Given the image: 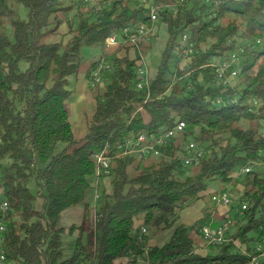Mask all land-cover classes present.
Returning <instances> with one entry per match:
<instances>
[{
	"label": "trees",
	"instance_id": "trees-1",
	"mask_svg": "<svg viewBox=\"0 0 264 264\" xmlns=\"http://www.w3.org/2000/svg\"><path fill=\"white\" fill-rule=\"evenodd\" d=\"M149 2L158 8L156 24L165 28L167 41L156 74L139 89V63L150 40L133 44L126 37L111 52L106 40L122 37L127 28L152 27L151 9L141 0H0V186L11 205L9 264H115L124 258L126 264H249L264 244V0ZM18 6L29 9L27 21ZM85 7L88 12H81ZM184 36L193 45L187 60ZM93 46L103 54L89 80L103 58L109 69L101 71L104 90L89 87L96 111L79 140L68 105L69 77L80 73L82 48ZM239 51V64L232 66L240 70L238 81L221 80V63ZM242 121L250 126L243 129ZM179 123L185 124L181 137L156 146L158 157L126 153L127 141L141 134L158 137ZM192 142L204 156L186 166L185 148ZM100 153L111 158L108 176L97 177ZM245 168L250 171L242 173ZM33 175L37 195L29 188ZM214 181L218 191L229 185L242 189L233 211L236 231L216 247V255H207L195 233L202 237L212 220L213 194L206 193ZM96 191L95 210L85 213L91 222L69 228L77 236L76 252L62 262V215ZM201 200L203 217L193 225L181 223L182 213ZM141 216L150 232L173 229L170 241L149 246L145 236L138 243Z\"/></svg>",
	"mask_w": 264,
	"mask_h": 264
},
{
	"label": "built area",
	"instance_id": "built-area-1",
	"mask_svg": "<svg viewBox=\"0 0 264 264\" xmlns=\"http://www.w3.org/2000/svg\"><path fill=\"white\" fill-rule=\"evenodd\" d=\"M146 7L151 9V21L157 20L158 8L147 3L148 0H141ZM130 33V35H129ZM153 32H149V28L145 25L140 26L135 31L133 29L127 28L124 30L122 37L118 35H113L106 40V48L111 51L115 46L121 45L125 42L126 37H128L127 42L133 44H138V41L148 39ZM183 43L185 45V50L182 51V55L188 59V56L193 49V45L188 42V37H183ZM239 51L233 53L229 56L227 61L221 63V67L217 70L218 77L225 82L235 79L239 74V68L234 69L232 66L239 64ZM186 60H183L185 64ZM103 69H109V65L106 58H103L100 62L99 68L90 74V85L92 87H97L103 83L101 71ZM138 77L140 82L138 83V88L143 89L150 83V72L144 63V57L142 62L139 63ZM228 73V74H227ZM142 111V108H139ZM185 129L184 123H179L173 130L164 133L158 137L151 135H139L136 141H127L125 146L126 153H141L142 155H153L154 157L159 156V152L156 151V146H165L167 142L177 136L181 137ZM181 142V141H180ZM177 144V143H176ZM109 145H107L108 147ZM186 151L188 156L184 159L186 166H192L194 163H198L203 159L204 151L196 143L192 142L186 146ZM132 151V152H131ZM95 159L98 165L97 177L102 174L110 175L111 168V158L106 157L104 153L96 154ZM249 168H245L242 173L249 172ZM99 199V192L96 191L94 196V204ZM8 198L4 197V188L0 186V264H9L8 257L5 250V232L7 230V225L10 222L11 213H7ZM232 204V199L228 191H217L212 195L211 207L217 209L222 207H230ZM95 209V207H94ZM247 209L246 205H243L242 211ZM230 217L218 222L214 227H205L202 231V238L205 244L212 247H219L225 244L228 240V234L233 224V215L230 213ZM148 235V229L146 227H140V233L138 234V243H143L144 237ZM264 242V240H263ZM249 264H264V244H258L255 248L253 254L251 255V260Z\"/></svg>",
	"mask_w": 264,
	"mask_h": 264
},
{
	"label": "rangeland",
	"instance_id": "rangeland-1",
	"mask_svg": "<svg viewBox=\"0 0 264 264\" xmlns=\"http://www.w3.org/2000/svg\"><path fill=\"white\" fill-rule=\"evenodd\" d=\"M112 0H109V2H111ZM133 2V1H132ZM149 5H152V3L150 2ZM19 10L20 13V17L22 20L27 21L29 19V9L25 8L24 6H18L17 8ZM89 8L85 7L81 9V12H88ZM76 13V11H75ZM5 26H6V31L7 34L12 37V28L9 22H5ZM61 32L62 35H66L65 36V41L69 40V36H67V32L68 29L66 27V24H64L61 27ZM56 40L58 38H55ZM147 40H150V44H151V48L147 51L145 57H144V63L146 65V67L148 68L149 72H150V77L154 76L158 70V67L160 66L161 62H162V58H163V53L165 51V47H166V41H167V34H166V30L165 28L159 24H155V31L153 32L152 35L149 36V38ZM102 48L100 46H93V47H83L81 54H82V62L84 63L86 61V63L91 62L92 60L94 61L95 59H97L98 57L100 58L102 53ZM145 50V48H144ZM143 50V51H144ZM98 58V59H99ZM85 59V60H84ZM172 67L175 65L174 61L171 62ZM184 63L181 64V69L184 68ZM28 67V64L26 62H23L20 64V68L22 71L26 70ZM81 76V75H80ZM69 79H71V81H74V83L72 85L68 86V89L72 92V97L71 99L68 101V105L70 108V111L72 112V101H74V99L76 98V75H73L71 77H69ZM81 80H85V75L81 76ZM237 78L233 81V83L237 82ZM100 90H104L106 88V84H104V82L101 85H98ZM97 86V87H98ZM143 108H142V113H143ZM85 117V116H84ZM88 119L89 124L91 123L92 117L89 114L88 115ZM76 116L74 117L72 115L71 117V122L74 126V134L76 139H81L82 138V134L80 133V130L76 127ZM241 127L243 129H247L250 126V122L248 121H242L240 123ZM182 139H180L181 141ZM192 140V139H189ZM188 144V143H187ZM65 145L61 144L58 148V152L62 151L64 149ZM132 152V151H131ZM155 158V157H153ZM194 173L196 172V170L194 169H190V172L188 173ZM105 183V186L110 187V180L109 179H104L103 181ZM217 183L214 181L212 182V184L210 185V192H208L207 194V198H209V196H211V194L216 193L217 190ZM213 187H215L216 189H213ZM29 188L31 190V192L34 195H37L38 193V181L36 179V175H33V177L31 178L30 182H29ZM235 189V187H233L232 185L227 186V189H229V193H231V199H232V204L229 208V210L227 209V207H222V208H213L212 209V220L209 224V226L214 227L215 225L218 224V222L230 217V213L232 215H234L233 211H235V207H237V201L238 199H236L237 195V191L241 190L242 187L237 186V188ZM220 190V189H219ZM222 191V190H220ZM100 194V193H99ZM95 194L91 193L88 195L87 197V201L84 204H81L75 208L69 209L66 212L63 213L61 221H60V228H64L65 232L62 234V247H61V251H62V262L69 260L70 258L73 257V255L76 252V245H77V236L76 235H71L69 233V228L71 226H80L81 224L85 223V225L88 226L89 222H91L90 217H86L85 213L88 209L92 208V211H94V207L91 205L92 204V200L94 199ZM205 202V201H204ZM89 204V205H87ZM43 205V200L42 198L38 197L37 201H36V208L37 209H41ZM201 203L200 201L197 202L192 208L186 209L183 213H182V218H181V223H186V221L190 218L191 215L195 214L194 212H201L202 214V207L204 205H202L201 207ZM209 207L211 208V201H209ZM90 206V207H89ZM92 206V207H91ZM190 211V212H189ZM193 213V214H192ZM203 217V215L200 217V219ZM139 220L143 219V216L137 218ZM199 219V220H200ZM192 222V220L190 221V223ZM197 222V221H196ZM86 226V227H87ZM141 227H144L143 224L141 225ZM236 231V228H232L230 229L229 232L234 233ZM174 233V230H167V231H163V232H156V231H148V235L147 237H149V246H164L165 244H167L172 235ZM230 233L228 234V238L231 235ZM195 236L199 242V246L203 249V251L207 254V255H216L218 253V249L216 247H212L209 246L207 244H205V241L203 240L202 237H198L199 234L195 233ZM250 236L255 237L256 235L254 233H252ZM205 248V249H204ZM245 249V248H244ZM142 258H140V263H141ZM127 263V259H121L118 260L115 264H126ZM86 264H90V263H86Z\"/></svg>",
	"mask_w": 264,
	"mask_h": 264
},
{
	"label": "crops",
	"instance_id": "crops-1",
	"mask_svg": "<svg viewBox=\"0 0 264 264\" xmlns=\"http://www.w3.org/2000/svg\"><path fill=\"white\" fill-rule=\"evenodd\" d=\"M111 51H113V50H111ZM98 58L95 59L94 61L92 60L91 62H88V63H86V61L84 63L82 62L81 67H80V73L76 75V91H77V93H76V98L74 99V101H72L71 117H72V115L74 117L76 116V119H77L76 127L80 130V133L83 135L82 137H84L86 135L87 129L89 126L90 120L88 119V115L90 114L91 117L93 118V115L96 111V100L92 96V93H91L90 88H89L90 87L89 73L91 71L92 64L94 62H96L98 60ZM80 75L81 76L85 75L84 81L81 80ZM73 83H74V81H71V79H69V85H72ZM143 117H144V120L146 122H150L151 119L146 112H143ZM213 189H216V188L213 187ZM210 191H212V190H210ZM206 194H208V193H206ZM200 203L202 205H205L204 200H201ZM202 205H201V207H202ZM194 213L195 214L192 213L193 215H191L190 218L186 221V223H185L186 225H193L202 216L201 212H199V213L194 212ZM191 220H192V222L190 223ZM143 223H144L143 219L142 220L137 219L136 220V228H140Z\"/></svg>",
	"mask_w": 264,
	"mask_h": 264
},
{
	"label": "bare ground",
	"instance_id": "bare-ground-1",
	"mask_svg": "<svg viewBox=\"0 0 264 264\" xmlns=\"http://www.w3.org/2000/svg\"><path fill=\"white\" fill-rule=\"evenodd\" d=\"M182 1V0H181ZM150 3V2H149ZM156 21L157 20H152V27L149 28V32H154L155 31V24H156ZM4 197H7L6 194H5V190H4ZM7 213H11V205H10V202H8V206H7ZM7 231H8V225H7V230L5 232V240H7Z\"/></svg>",
	"mask_w": 264,
	"mask_h": 264
}]
</instances>
